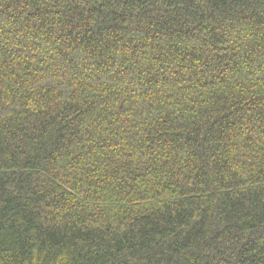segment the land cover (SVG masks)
<instances>
[{"label": "trees", "instance_id": "16d2710c", "mask_svg": "<svg viewBox=\"0 0 264 264\" xmlns=\"http://www.w3.org/2000/svg\"><path fill=\"white\" fill-rule=\"evenodd\" d=\"M0 264H264V0H0Z\"/></svg>", "mask_w": 264, "mask_h": 264}]
</instances>
